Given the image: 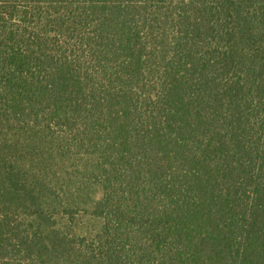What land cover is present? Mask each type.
Instances as JSON below:
<instances>
[{
  "label": "trees",
  "instance_id": "trees-1",
  "mask_svg": "<svg viewBox=\"0 0 264 264\" xmlns=\"http://www.w3.org/2000/svg\"><path fill=\"white\" fill-rule=\"evenodd\" d=\"M0 264H264V0H0Z\"/></svg>",
  "mask_w": 264,
  "mask_h": 264
}]
</instances>
